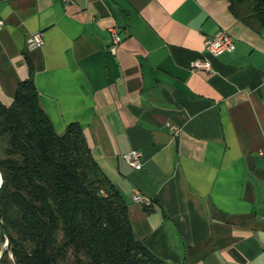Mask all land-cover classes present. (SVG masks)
I'll use <instances>...</instances> for the list:
<instances>
[{"label":"crops","instance_id":"1","mask_svg":"<svg viewBox=\"0 0 264 264\" xmlns=\"http://www.w3.org/2000/svg\"><path fill=\"white\" fill-rule=\"evenodd\" d=\"M0 19V100L31 71L54 129L81 126L136 239L171 264H264V27L227 0H0ZM219 29L235 48L212 56Z\"/></svg>","mask_w":264,"mask_h":264},{"label":"trees","instance_id":"2","mask_svg":"<svg viewBox=\"0 0 264 264\" xmlns=\"http://www.w3.org/2000/svg\"><path fill=\"white\" fill-rule=\"evenodd\" d=\"M227 1L244 24L264 27V0ZM0 174L1 264H171L134 237L81 126L54 129L31 71L10 103L0 100Z\"/></svg>","mask_w":264,"mask_h":264},{"label":"built area","instance_id":"3","mask_svg":"<svg viewBox=\"0 0 264 264\" xmlns=\"http://www.w3.org/2000/svg\"><path fill=\"white\" fill-rule=\"evenodd\" d=\"M3 24V21L0 19V25ZM109 30L111 32V42L109 45V49L114 52L117 44L120 42L121 37L117 32L114 26H109ZM44 37L43 32L40 30L31 32L26 40L25 44L27 48H34L43 44ZM235 48V38L234 36L227 30L219 29L215 34L206 36L204 39V49L206 53L212 56H218L224 52H231ZM193 68L195 69H203L207 71L212 70V66L210 61L207 58L196 59L192 63ZM169 130L173 134H177L179 129L177 126L172 125L170 123L167 124ZM123 159L130 164L134 168H140L142 165L141 162V152L138 149H130L122 154ZM132 198L135 201H138L142 204H148L150 199L145 197L138 192H134Z\"/></svg>","mask_w":264,"mask_h":264},{"label":"rangeland","instance_id":"4","mask_svg":"<svg viewBox=\"0 0 264 264\" xmlns=\"http://www.w3.org/2000/svg\"><path fill=\"white\" fill-rule=\"evenodd\" d=\"M1 177V174H0ZM8 246V241H7V237L3 235L2 233V221L0 219V264H1V258L3 257V253L4 251L7 249ZM9 260L12 261L13 258L11 256V254L9 253Z\"/></svg>","mask_w":264,"mask_h":264},{"label":"water","instance_id":"5","mask_svg":"<svg viewBox=\"0 0 264 264\" xmlns=\"http://www.w3.org/2000/svg\"><path fill=\"white\" fill-rule=\"evenodd\" d=\"M1 182H2V178L0 177V184H1Z\"/></svg>","mask_w":264,"mask_h":264}]
</instances>
